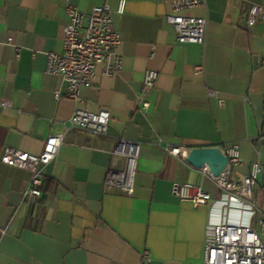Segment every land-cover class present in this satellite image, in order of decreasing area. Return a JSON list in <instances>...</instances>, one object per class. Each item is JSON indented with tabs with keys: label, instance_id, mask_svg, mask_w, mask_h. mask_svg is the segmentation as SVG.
I'll use <instances>...</instances> for the list:
<instances>
[{
	"label": "crops",
	"instance_id": "1",
	"mask_svg": "<svg viewBox=\"0 0 264 264\" xmlns=\"http://www.w3.org/2000/svg\"><path fill=\"white\" fill-rule=\"evenodd\" d=\"M121 1L70 0L82 13L107 4L122 39V71L106 76L98 65L76 102L62 77L45 72L47 53H62L64 4L0 0V100L11 102L0 107V264H139L144 250L152 264H204L209 206L180 200L173 187L199 186L213 199L221 190L166 146L236 147L234 178L264 159V20H246L264 0H206L186 11L207 19L203 45L177 41L169 0H124L119 14ZM148 70L159 78L145 91ZM77 109L109 111V136L70 131L43 168L42 198L23 203L29 173L2 164L5 150L40 155ZM121 138L140 143L131 197L104 187L110 169L124 168L110 154ZM263 186L264 175L255 192L262 212Z\"/></svg>",
	"mask_w": 264,
	"mask_h": 264
},
{
	"label": "built area",
	"instance_id": "2",
	"mask_svg": "<svg viewBox=\"0 0 264 264\" xmlns=\"http://www.w3.org/2000/svg\"><path fill=\"white\" fill-rule=\"evenodd\" d=\"M65 7L67 23L62 29V53H47L45 72L60 76L67 85L68 96L80 102L82 89L93 86L98 65L105 66L104 74H119L123 68L119 53L122 45L120 32L113 26L112 11L105 4L94 7L90 13H82L70 0H61ZM170 13L167 23L174 29L181 44H200L206 41L207 19L185 15V12L203 5L206 0H169ZM125 1L118 9L124 13ZM247 27L264 20V6L253 4L246 10ZM11 43L12 39H8ZM264 64V60L262 61ZM159 73L148 70L143 82L144 90L153 89ZM213 96L216 93L211 92ZM55 97L59 99L60 93ZM0 107L10 108L11 102L0 100ZM149 105L143 102L142 109ZM111 114L102 109L89 112L77 109L62 124L61 129L49 135L40 155H31L17 149L5 150L1 163L29 173V180L22 193V202L34 203L43 196V168L53 163L64 144L66 135L73 130L85 131L100 137L109 136ZM221 149V148H220ZM140 143L121 138L110 154L124 161L123 169H110L104 181L106 191L133 196L135 172ZM168 154L187 161L190 151L182 147L167 145ZM228 163L219 176H214L205 166L202 172L221 190V196L213 199L199 186L174 185L173 193L182 201L191 202L194 207L209 206L208 228L211 232L204 253V264H264V212L257 205L255 192L259 178L264 175V159L251 164L248 175L233 177V167L242 164L236 147L221 149ZM264 190V186H263ZM5 229L0 228V237ZM139 264H152L149 250L141 253Z\"/></svg>",
	"mask_w": 264,
	"mask_h": 264
},
{
	"label": "water",
	"instance_id": "3",
	"mask_svg": "<svg viewBox=\"0 0 264 264\" xmlns=\"http://www.w3.org/2000/svg\"><path fill=\"white\" fill-rule=\"evenodd\" d=\"M187 162L196 169L207 166L214 176H219L226 168L228 160L218 147L197 148L190 151Z\"/></svg>",
	"mask_w": 264,
	"mask_h": 264
}]
</instances>
